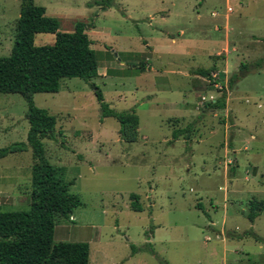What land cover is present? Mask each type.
I'll return each mask as SVG.
<instances>
[{"label": "rangeland", "instance_id": "obj_1", "mask_svg": "<svg viewBox=\"0 0 264 264\" xmlns=\"http://www.w3.org/2000/svg\"><path fill=\"white\" fill-rule=\"evenodd\" d=\"M94 1L35 3L61 31L89 23L101 72L94 81L113 109H135L140 124L129 132L135 140L124 139L78 77L35 94L57 117L45 155L60 177L75 179L82 201L56 218L55 242H88L90 264H264V0H114L104 9ZM20 11L21 0H0V55L12 51ZM244 63L252 70L231 86ZM215 64V80L194 77ZM224 94L225 109L208 106ZM27 110L20 93H0V148L27 142ZM35 163L30 146L0 158L4 210L30 209ZM223 223L232 230L218 239Z\"/></svg>", "mask_w": 264, "mask_h": 264}, {"label": "trees", "instance_id": "obj_2", "mask_svg": "<svg viewBox=\"0 0 264 264\" xmlns=\"http://www.w3.org/2000/svg\"><path fill=\"white\" fill-rule=\"evenodd\" d=\"M113 1L95 0L94 4L104 9L111 7ZM88 27L86 21H77L73 31H61L59 18L48 16L45 6L37 5L35 0H21L12 51L9 55H0V93H20L25 98L28 103L25 117L30 124L27 142L0 148V158L30 146L36 159L30 209L10 211L0 206V264H90L88 242L54 240L56 218L70 217L82 201L71 191L75 179L65 181L45 155L44 139H57V117L34 101L36 93L58 92L65 78H81L94 89L102 116L117 118L122 137L129 141L136 139V133H129L140 124L135 109L126 112L113 109L94 81L99 76L100 66ZM39 33L54 34L55 41L37 45L35 37ZM255 65L261 67L262 61ZM215 66L199 68L196 73L215 80L212 77ZM250 67L253 64H242L241 71L232 75L230 85L250 72ZM208 106L225 109L226 94ZM181 132L175 130L174 138L178 139ZM134 208L142 210L138 204H134ZM257 214L253 208L249 217L253 220Z\"/></svg>", "mask_w": 264, "mask_h": 264}, {"label": "crops", "instance_id": "obj_3", "mask_svg": "<svg viewBox=\"0 0 264 264\" xmlns=\"http://www.w3.org/2000/svg\"><path fill=\"white\" fill-rule=\"evenodd\" d=\"M46 14H47V9H46ZM216 14V13H215ZM216 15H218V14H216ZM216 15H214V16H216ZM49 16V15H48ZM230 19H231V14L230 13H228L227 12V14H226V22L228 23L229 21H230ZM216 28V30H220V28L218 27V25L215 27ZM226 29H227V31H226V44L229 46L230 44H229V36H230V31H232L231 30V28L230 27H226ZM183 32V31H182ZM149 47H151V45H149ZM225 50H227V47H226V49ZM224 50V51H225ZM157 53V52H156ZM221 54V51H218L215 55H220ZM99 74L101 75V72H100V68H99ZM194 77L195 78H198L199 77V75L198 74H194ZM194 80H196V79H193V81ZM197 84H198V81H195ZM211 100V99H210ZM216 101V100H215ZM214 100H212V102H215ZM164 105L166 104V106H174V105H178L179 103L178 102H174V101H169V102H165V103H163ZM184 104H189L188 102H186V103H184ZM223 110V109H222ZM238 135H240V134H238ZM238 135H236V137H238ZM235 145H236V143H235ZM234 153H239L241 150H240V147L239 148H235V149H233L232 150ZM237 159V158H236ZM238 164H239V162H238ZM261 210H263V207H261V209H259L258 211H260L261 212ZM252 212H253V210H252ZM259 213V212H258ZM224 224V223H223ZM211 225L213 226V227H216V222H214V221H212L211 222ZM230 230H232L231 228H228L227 229V227H226V224H224V228H222V230H216V232H215V230H214V232H215V234H216V238H221V234H224L225 233V231H230ZM149 239H152V238H149ZM206 239H211V237L210 236H207V238Z\"/></svg>", "mask_w": 264, "mask_h": 264}, {"label": "built area", "instance_id": "obj_4", "mask_svg": "<svg viewBox=\"0 0 264 264\" xmlns=\"http://www.w3.org/2000/svg\"><path fill=\"white\" fill-rule=\"evenodd\" d=\"M212 97V96H211ZM204 99L206 100V98L204 97ZM214 101H215V99H214Z\"/></svg>", "mask_w": 264, "mask_h": 264}]
</instances>
